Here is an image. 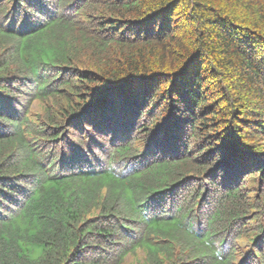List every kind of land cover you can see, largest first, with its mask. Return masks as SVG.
Segmentation results:
<instances>
[{
    "label": "trees",
    "instance_id": "1",
    "mask_svg": "<svg viewBox=\"0 0 264 264\" xmlns=\"http://www.w3.org/2000/svg\"><path fill=\"white\" fill-rule=\"evenodd\" d=\"M0 264H264V0H0Z\"/></svg>",
    "mask_w": 264,
    "mask_h": 264
}]
</instances>
